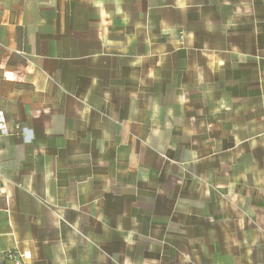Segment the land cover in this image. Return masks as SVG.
<instances>
[{
    "label": "crops",
    "instance_id": "crops-1",
    "mask_svg": "<svg viewBox=\"0 0 264 264\" xmlns=\"http://www.w3.org/2000/svg\"><path fill=\"white\" fill-rule=\"evenodd\" d=\"M0 121L3 263L264 264V0H0Z\"/></svg>",
    "mask_w": 264,
    "mask_h": 264
},
{
    "label": "built area",
    "instance_id": "built-area-1",
    "mask_svg": "<svg viewBox=\"0 0 264 264\" xmlns=\"http://www.w3.org/2000/svg\"><path fill=\"white\" fill-rule=\"evenodd\" d=\"M0 127L1 130H3V133H5L6 135H10L11 132H9L5 128L4 121H0ZM15 130H17L18 132L21 131L19 126H17ZM4 256L6 262L9 264H27L26 261H28V259L31 258V252L30 251L22 252L19 249H13L5 252ZM0 264H5L2 262L1 258H0Z\"/></svg>",
    "mask_w": 264,
    "mask_h": 264
}]
</instances>
